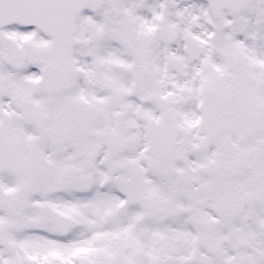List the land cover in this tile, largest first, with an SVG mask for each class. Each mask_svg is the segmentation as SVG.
<instances>
[{"label": "snow or ice", "instance_id": "6c2138e0", "mask_svg": "<svg viewBox=\"0 0 264 264\" xmlns=\"http://www.w3.org/2000/svg\"><path fill=\"white\" fill-rule=\"evenodd\" d=\"M0 264H264V0H0Z\"/></svg>", "mask_w": 264, "mask_h": 264}]
</instances>
